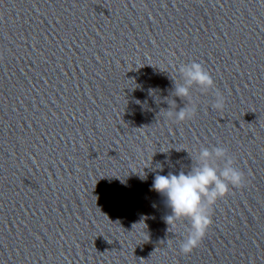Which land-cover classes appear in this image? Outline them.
<instances>
[{
  "label": "clouds",
  "instance_id": "1",
  "mask_svg": "<svg viewBox=\"0 0 264 264\" xmlns=\"http://www.w3.org/2000/svg\"><path fill=\"white\" fill-rule=\"evenodd\" d=\"M181 82H174V95L187 101V104L166 115L176 122L194 119L197 108L192 99V90L202 93L214 91L213 110H222L225 97L216 90L215 82L205 67L196 61L179 65ZM191 157V156H190ZM192 165L187 172L179 174L155 175L151 190L166 198L171 214L165 217L168 226L175 227L177 221L187 220V235L180 242V252L191 254L206 237L213 223L212 210L218 201L227 197L231 189L245 185V173L235 166V159L229 150L222 146L201 147L191 157Z\"/></svg>",
  "mask_w": 264,
  "mask_h": 264
}]
</instances>
